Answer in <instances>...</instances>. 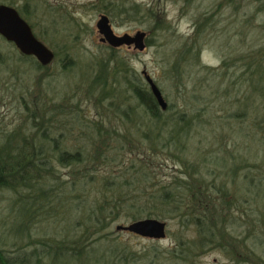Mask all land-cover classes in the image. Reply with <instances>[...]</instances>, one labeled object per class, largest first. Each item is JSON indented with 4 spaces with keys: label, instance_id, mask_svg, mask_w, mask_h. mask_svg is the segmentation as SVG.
<instances>
[{
    "label": "trees",
    "instance_id": "1",
    "mask_svg": "<svg viewBox=\"0 0 264 264\" xmlns=\"http://www.w3.org/2000/svg\"><path fill=\"white\" fill-rule=\"evenodd\" d=\"M98 3L111 20L115 14L128 19L141 15L152 21L153 33L172 29L166 14L154 5L142 10L133 0ZM9 5L16 6L14 2ZM202 29L197 25L198 33ZM151 41L147 33V45ZM110 48L107 55L96 57L91 91L98 89L100 100H108L110 110L116 108L123 125L127 124L124 116L132 117V127L90 125L95 133L90 139L71 143L75 134L78 140L87 136L85 124L76 132V114H65L64 103L50 100L46 105L26 100L25 125L8 129L0 124V192L18 195L21 214L10 224L9 234L14 238L30 235L35 216H55L67 206L81 212L73 238L60 240L57 247L47 239H37L50 248L43 254L38 248L14 253L0 241V264H43L42 256H51L53 249L68 264L71 257H87L89 245L105 238L106 228L113 223L143 219L176 224L177 231L171 232L174 244L165 251L175 264H199L213 250L223 252L235 264H264V153L259 148L260 156H224L205 146L200 150L205 156H191L195 134L210 125L230 129L219 142L222 149L230 142L235 148L238 134L251 140L257 136L264 142L263 49L259 56L253 51L241 69L223 61L227 74L199 63L208 70L204 84L218 92L206 97L191 89L192 63L200 61L201 48L194 39L184 41L166 69L185 102L173 112L171 104L166 110L160 107L143 73L118 49ZM55 60L56 56L46 66L36 59L35 63L47 70ZM210 105L226 113L214 114ZM195 106L199 107L195 110ZM140 108L147 119L145 128L135 119ZM72 117L76 123H71ZM105 118L106 114L93 124ZM165 170L170 172L162 178L159 171Z\"/></svg>",
    "mask_w": 264,
    "mask_h": 264
},
{
    "label": "rangeland",
    "instance_id": "2",
    "mask_svg": "<svg viewBox=\"0 0 264 264\" xmlns=\"http://www.w3.org/2000/svg\"><path fill=\"white\" fill-rule=\"evenodd\" d=\"M133 1L138 2L142 10L152 5L160 8L171 22L172 29L153 33L150 31L152 21L148 17L143 18L138 15L135 19H128L126 16L115 14L111 23L117 34L122 35L126 32L135 34L141 30L146 31L152 38L151 44L143 51L124 46L123 49H118L117 53L124 56L139 74L142 75L143 70L148 71L163 91L167 102L173 105V112L181 109L185 102L174 80L171 79V72L166 69L184 41L194 39L196 47L201 48L200 61L195 62V60L192 63L191 89L192 93L206 97L217 95L218 92L212 88L208 89L204 84L208 70L200 67L199 63L227 74L228 69L222 66L223 61L230 65L235 64L241 69V64L248 61L253 51L257 56L260 50L264 51V0H241L242 8L238 17L233 16V6L221 10L218 6L220 0ZM12 2L21 8L18 10L22 17L34 25L36 36L56 53V60L49 69H41L35 63L34 57H26L13 43L0 35V124L8 129L18 124L25 125V101L28 100L32 104L35 100L39 105H46L50 100L64 103L65 114L69 111L76 114L79 120L73 128L76 132L79 126L84 129L85 124L87 136L83 138L84 140H78L75 134L70 137L71 143H82L90 139L91 134H95L90 125L132 127V117L124 116L127 124L123 125L122 117L120 113L117 114L116 108L110 110L109 101L100 100L98 89L91 91L90 84L95 78L98 67L96 57L107 55L111 50L107 42L101 41L102 35L97 27L100 14L104 12L98 0H0V4ZM22 9L30 13V16L27 17ZM211 11L216 14L213 28L206 22ZM142 13L143 11L140 14ZM211 17L214 20V16ZM198 24H204L199 25L203 28L201 33L197 31ZM64 57L67 58L66 67L62 65ZM237 66L232 67L230 71ZM221 78H225V75ZM196 107L199 106H195V110ZM211 111L214 114L223 113L215 105L211 107ZM143 113V108H140L135 119L138 125L145 128L147 119ZM105 114V120L93 124ZM71 123H76L73 117ZM228 129L210 125L207 130L195 134L191 156H205L200 151L205 146L219 151L224 156H260L259 148L262 154L264 153V142L261 138L256 136V140H251L245 138L243 134L236 136L235 148L233 142H230V145L222 149L219 142L228 137L227 133L230 130ZM127 151L132 150L128 148ZM61 172L67 171L61 168ZM169 172L170 170L159 171V174L162 178H167ZM16 198L18 195L12 191L0 192V241L5 248L14 253L38 248V252L43 254L50 248L37 239H47L50 246L57 247L60 245V240L74 237V223L81 217V212L71 206L62 208L55 216L44 218L35 216L30 235H20L17 238L11 236L10 224L21 217ZM130 223L128 221L113 223L106 228L105 238L89 245L87 256L89 260L86 259L87 257L79 259L71 257L68 264H175L169 260L165 251L174 244V236L171 232L177 231L176 224L167 223V236L157 240L117 229L118 225ZM93 249L96 251L93 252ZM125 249L127 253L123 252ZM53 251L49 257L42 256L43 264H66L67 261L64 262L61 253L58 255L55 249ZM199 264H235V262L223 252L213 250L205 253Z\"/></svg>",
    "mask_w": 264,
    "mask_h": 264
},
{
    "label": "water",
    "instance_id": "3",
    "mask_svg": "<svg viewBox=\"0 0 264 264\" xmlns=\"http://www.w3.org/2000/svg\"><path fill=\"white\" fill-rule=\"evenodd\" d=\"M97 27L102 35L101 41L107 42L111 47L128 46L139 51H143L147 47L146 31L139 30L135 34L127 32L122 35L117 34L107 14L101 15ZM0 35L13 43L22 54L34 56L42 66L50 64L55 58V52L35 35L32 26L22 17L16 6L0 4ZM142 73L160 107L166 110L169 103L161 88L147 70H143ZM167 225V221L143 219L133 221L128 225H118L117 229L160 240L167 236Z\"/></svg>",
    "mask_w": 264,
    "mask_h": 264
},
{
    "label": "flooded vegetation",
    "instance_id": "4",
    "mask_svg": "<svg viewBox=\"0 0 264 264\" xmlns=\"http://www.w3.org/2000/svg\"><path fill=\"white\" fill-rule=\"evenodd\" d=\"M218 6H220V9L221 10H222V8L223 9H229L230 6H233L234 7V9H233V13H234L233 16L235 15L236 17H238L239 16V13H240V10L242 8V2H241V0H220ZM102 14H106V13L105 12H102L100 15H102ZM214 14H215V12L214 11H211L208 14L207 21H206V22H208V24L210 25L211 28L215 27V24L214 23H215V16H216V14L215 15ZM211 15L214 16V20L212 19ZM204 24L207 26L206 23H204ZM204 24H198V28L200 27L199 25L203 26ZM33 31H34V28H33ZM123 48H124V46L119 47V48H116V49H123ZM129 48H131V47H129Z\"/></svg>",
    "mask_w": 264,
    "mask_h": 264
}]
</instances>
